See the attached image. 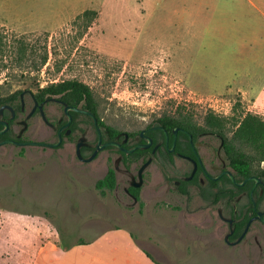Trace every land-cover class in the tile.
I'll list each match as a JSON object with an SVG mask.
<instances>
[{
    "label": "rangeland",
    "instance_id": "obj_1",
    "mask_svg": "<svg viewBox=\"0 0 264 264\" xmlns=\"http://www.w3.org/2000/svg\"><path fill=\"white\" fill-rule=\"evenodd\" d=\"M71 80L90 90L102 134H127L129 145L163 116L185 115L200 126L208 113L229 119L234 110L239 119H264V93L252 95L264 90V20L245 0H0V96L20 105L24 93L27 113L34 95ZM44 112L51 123L66 121L56 102ZM27 123L24 141H57L39 115ZM225 129L230 137L235 128ZM79 138L96 140L84 116L57 148L0 147V264H33L51 243L88 245L112 230L129 233L165 264H264L261 224L228 245L217 213L229 216L224 203L206 205L190 185L188 195L178 192L172 181L190 163L174 157L164 171L152 161L134 203L123 189L129 176L138 182L143 161L125 163L108 148L81 162ZM197 142L207 171L217 174L219 141ZM109 169L117 189L96 188Z\"/></svg>",
    "mask_w": 264,
    "mask_h": 264
},
{
    "label": "flooded vegetation",
    "instance_id": "obj_2",
    "mask_svg": "<svg viewBox=\"0 0 264 264\" xmlns=\"http://www.w3.org/2000/svg\"><path fill=\"white\" fill-rule=\"evenodd\" d=\"M50 98L49 99L46 98L43 102H37V100L35 99V95H34L32 97L33 106L27 113L25 110L23 97L22 99L20 97L19 106L15 104L12 105V102H11V105H6L10 107L11 110L4 109L2 113H0V122H4L7 124V129L2 134H0V142L5 141V140H11L14 142H27V141H24L23 135L25 133L24 131L27 129L28 120L34 117L35 115H39L42 119L40 107H42V111L45 115L44 105L47 103V102L45 103V101L51 102L49 101ZM57 100H60V99H57ZM58 104H60L63 107L61 103H58ZM80 115L86 118H89L91 120L93 128L95 130V135H96V140L94 144L87 143L85 138H83L84 140L81 142L82 146L80 148V154L83 159H86L90 155H92V153L95 151L99 135H98V131L92 119L87 115H84V114H80ZM47 121L52 126H48L46 123L45 124L55 132L56 138H57V132L66 123L67 118H66V121L64 122H62V120L59 119L55 124L49 122L48 119ZM72 122H73V119L71 121V124ZM71 124L69 128H67L69 129L68 135H65L66 129L62 131V141L65 137L72 135V133L74 132V131L72 132L70 129ZM96 125L100 130L101 144L108 143V142H116L120 145L118 148L117 147H107L104 149L115 148L120 154L124 155V159H125V156H128L133 153L132 152L130 154H127L125 151L131 149L132 147L136 145H144L146 143V140L140 136V133H139L138 138H136L135 143H133L132 145L128 144L129 137L127 141L124 142L125 141L124 138L122 139L120 137L121 134H118L117 136L114 137V139H111L108 131H104L103 134L106 135L104 137L101 131V126H99L98 123H96ZM154 127H158V126H154ZM150 128L144 129L146 131L144 135L148 138H150L148 133H150L151 131H154V130H151V131L148 130ZM175 128L177 127H174L171 130L172 133ZM3 129H4V126L0 123V131ZM177 129L178 131L176 134V140H177L178 133H184L188 136V143L190 146L189 154L183 155V154L175 153L174 152L175 147L173 150H171L173 140H174V134H173V140L172 142H170L169 132L165 128H163V130L167 132V136H168V142H166V136H165L164 131L162 129H155V130L161 131L164 134V138L162 137L161 133H157L156 135H153L155 139L154 141L150 138L152 140V143L148 148H140V150L143 151L142 156L139 158L140 160L143 161L141 165H143L148 159H151V162L154 161L158 163V165H160L162 168H164L166 163L163 162V160L161 159V156L164 153L165 149L169 153H173L172 159L168 158L169 159L168 161H170L169 165L173 162L174 157H178L190 163L191 165L190 172L186 176L176 179L172 182L174 183L175 187L177 188L178 192L181 195H188V192L184 189V186L190 185L191 187H193L195 191H197L198 197L201 199L202 202L206 203V205L210 206V205L219 204L221 202L224 203L226 210L230 213L229 216L224 217L220 209L217 210V213H218L219 218L223 220L224 222H226L228 225L229 231L225 235V238H224L225 242L228 245H236L240 243L244 239V237L247 235V233L249 232L254 222H258L264 227V224L260 221L258 217V213H261L262 218H264V208H263V205H264V177H257L255 175H252V172H251L249 176L241 178L238 175L237 171H235L230 165V160L225 153L223 137L217 134H213L211 132H202L198 136H196V140L193 141L192 136L187 131L183 130L182 128H177ZM189 135L191 136V143L195 151L191 147ZM3 136H7V137L3 138ZM202 137H211L219 141V146L216 150V156L220 162V168H219V172L215 175H211L207 171L206 166L197 150V145H199L197 141ZM176 140H175V146H176ZM86 153H90L88 157L84 156ZM75 154H76V147H75ZM221 154H223L224 158L221 157ZM146 157L147 159H145ZM199 160H200V163H199ZM136 161H139V160H136ZM81 162H84V161H81ZM129 162H125V163H129ZM193 162H196V170L194 172V175L189 179L194 169ZM164 169H165L164 171H166V168ZM227 172L233 176L234 181H232L229 175L226 174ZM165 176H166V179L169 182H171V178L169 177V175L165 174ZM218 176H220V178H217L216 180L211 179V178H216ZM129 177H130V180L127 184V187L123 189V193L128 198H130L134 203H136L138 202L140 196H139V193L137 196H135V194L132 192V189L139 188V187L135 188L133 186L134 184L138 183L139 180L138 182H136L135 177L133 176H129ZM253 177L258 179V181L256 182L254 179H252ZM115 181H116V185H115L114 190L117 189L116 177H115ZM209 182H216V185H214L210 189ZM142 183H143V174H142ZM223 184L226 185V189L223 188ZM242 235L243 237L241 238Z\"/></svg>",
    "mask_w": 264,
    "mask_h": 264
},
{
    "label": "trees",
    "instance_id": "obj_3",
    "mask_svg": "<svg viewBox=\"0 0 264 264\" xmlns=\"http://www.w3.org/2000/svg\"><path fill=\"white\" fill-rule=\"evenodd\" d=\"M88 14L89 12L87 11L83 14V16H87ZM44 60L45 59H43L42 62ZM53 96H61V101L65 102L67 105L81 108L92 113L97 119L98 125L101 126L96 106L92 102L90 90L84 84L74 80L52 84L42 89L39 94L35 95V99L37 102H43L46 98L49 99ZM4 105H11V101L3 99L0 96V107ZM237 114H239L238 111L234 110V116H232V118L224 119L213 113H208L204 117L202 126L194 123L190 117L185 115H181L176 118L163 116L158 119L157 125L155 126H161L169 132L170 142L173 140V133L171 130L174 127L182 128L187 131L192 136L193 141H195L196 136L202 132L217 134L223 137L224 149L230 160V165L235 171H237L241 178L249 176L251 172L252 175L257 177H264V170L259 169V165L264 163V119L259 115L252 113L241 115V119H239ZM71 116L73 122L70 129L73 132L76 127V119L81 115L71 112ZM228 123L232 128H235L230 137L227 136L228 133L225 129ZM109 133L111 139H114V137L118 135L112 131ZM157 133H161L164 138V134L159 130L151 131L148 135L154 141L155 139L153 135H156ZM6 137L7 136H3V138ZM174 152L183 155L189 154L190 146L188 143V136L186 134L178 133ZM142 154V150H136L132 154L125 156L124 161L129 162L131 160H139ZM172 156L173 153H169L165 149L161 159L164 163L169 164L170 161H168V158L172 159ZM115 185V172L113 169H109L105 176L97 181L96 188L100 190L106 189L108 191H112L114 190ZM214 185H216V182H209L210 189ZM223 188L226 189L225 184H223ZM138 191V189H132L135 196L138 195Z\"/></svg>",
    "mask_w": 264,
    "mask_h": 264
},
{
    "label": "crops",
    "instance_id": "obj_4",
    "mask_svg": "<svg viewBox=\"0 0 264 264\" xmlns=\"http://www.w3.org/2000/svg\"><path fill=\"white\" fill-rule=\"evenodd\" d=\"M155 2V0H153ZM258 11L264 20V0H245ZM140 5H149L151 0H137ZM252 37V46L256 47ZM256 45V46H255ZM261 45V44H260ZM264 90L252 95H263ZM151 256V257H150ZM33 264H165L144 246L138 244L129 233L112 230L95 243L73 245L70 248L51 243L45 254L38 256Z\"/></svg>",
    "mask_w": 264,
    "mask_h": 264
},
{
    "label": "water",
    "instance_id": "obj_5",
    "mask_svg": "<svg viewBox=\"0 0 264 264\" xmlns=\"http://www.w3.org/2000/svg\"><path fill=\"white\" fill-rule=\"evenodd\" d=\"M23 95H24V93H21V94H20L21 99H22ZM49 101H51V102H58V103H61V104L63 105V112H64V115H65L66 118H67L66 123H65V124L59 129V131L57 132V141H56L55 143H51V144H49V143L33 142V141H30V142H14V141H11V140H5V141H1V142H0V147L3 146V145H5V144H12V145H14V146H38V147H45V148H52V149H53V148H57V147H59V146L61 145V143H62V131L66 129V131H65V135H68V134H69V129H67V128H69V126H70V124H71V121H72V116H71L70 112H74V113H78V114H84V115L89 116V117L92 119L94 125L96 126V129H97V131H98V135H99V136H98V140H97V144H96L95 151L92 153V155H90V156H89L88 158H86V159H83L82 156H81V154H80V148H81V146H82V143H81V142H82L84 139H83V138H80V139L78 140V143L76 144V157H77L79 160L84 161V162H90V161H92V160L95 158V156L97 155V153H98L99 151H101L102 149L107 148V147H117V148H118V147L120 146V145H119L118 143H116V142H108V143L101 144L100 130H99V128H98L97 125H96L97 120H96V118L94 117V115H93L92 113H90V112H88V111H86V110H84V109H81V108H77V107L69 106V105H67L65 102H63V101H61V100H57V99L54 98V97H51ZM46 102H48V101H45V103H46ZM4 109H9V110H11L10 107H8V106L5 105V106H3V107L0 108V113H2V111H3ZM40 111H41V116H42V119H43L44 123H46L48 126H52V125H50V123H48V121H47V119H46V117H45V115H44V113H43V111H42V107H40ZM0 123L4 126V129L0 131V134H2V133L7 129V124L4 123V122H0ZM155 129H162V130H163V128H161V127H159V126H158V127H152V128H150V129H148V130L151 131V130H155ZM163 131H164L165 136H166V142H168L167 132H166L165 130H163ZM177 131H178L177 128H175V129L173 130L174 140H173V144H172L171 150H173L174 147H175V140H176V134H177ZM145 132H146L145 130H142V131L140 132V136L146 140V143H145L144 145H136V146L132 147L131 149L125 151L127 154H130V153H132V152H134L135 150L140 149V148H148V147L151 145L152 140L144 135ZM123 136H124V140H125L124 142H126L127 139H128V135H127V134H123ZM189 139H190V143H191V136H190V135H189ZM191 147L193 148L192 143H191ZM193 150H194V148H193ZM194 151H195V150H194ZM150 163H151V159H148V160H147L143 165H141L140 168L138 169L137 178H138L139 182L133 185L135 188H138V187L141 186V183H142V174H143L144 170L147 168V166H148ZM193 163H194V169H193V171H192L191 176L189 177V179L194 175V172H195V170H196V162H193ZM199 163H200V160H199ZM226 174L229 175V177H230V179H231L232 181H234L233 176H232L230 173L227 172ZM220 176H221V175H220ZM220 176H218V177H216V178H211V179H212V180H216L217 178H220ZM252 179H254L256 182L258 181V179L254 178V177H253ZM240 185H241V184H240ZM258 217H259L260 221L264 224V218H262L261 213H258ZM244 234H245V233H244ZM242 237H243V235L241 236V238H242ZM241 238H240V239H241Z\"/></svg>",
    "mask_w": 264,
    "mask_h": 264
}]
</instances>
